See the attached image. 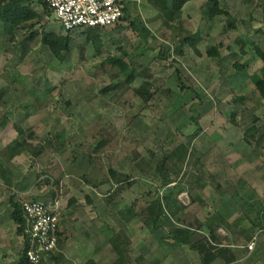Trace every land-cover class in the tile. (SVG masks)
I'll use <instances>...</instances> for the list:
<instances>
[{
  "label": "rangeland",
  "instance_id": "obj_1",
  "mask_svg": "<svg viewBox=\"0 0 264 264\" xmlns=\"http://www.w3.org/2000/svg\"><path fill=\"white\" fill-rule=\"evenodd\" d=\"M164 1L173 11L175 0ZM212 7L195 0L169 17L135 0L126 21L99 34V49L88 31L71 32L64 62L42 42L44 32L68 35L54 17L0 27V264H17L25 248L12 203L34 201L60 205L56 264L80 234L110 244L101 264H203L201 248L218 246L231 248V264H264V99L251 79L264 77L255 50L264 51V0H219L217 16ZM196 34L195 48L179 46ZM111 59L140 76L125 84ZM181 145L192 152L185 164L166 160ZM158 200L165 216L155 223ZM219 212L226 226L211 240L206 223Z\"/></svg>",
  "mask_w": 264,
  "mask_h": 264
},
{
  "label": "trees",
  "instance_id": "obj_2",
  "mask_svg": "<svg viewBox=\"0 0 264 264\" xmlns=\"http://www.w3.org/2000/svg\"><path fill=\"white\" fill-rule=\"evenodd\" d=\"M192 0H175L173 2V11L168 10V3L164 0H149L158 11H163L166 12L167 16L173 17L174 14L179 13L183 7L185 6L186 3L190 2ZM212 4L213 7L211 8V15L212 16H217L224 14L220 8H219V0H209ZM35 3L38 4L41 9H38L35 6ZM264 10V7H263ZM129 11L127 12V14ZM50 10L47 8V5L44 3L43 0H0V22L3 23L4 25H9L14 29H19L23 28L25 25L34 22V21H39L42 20L45 15H50ZM229 16V14H225ZM126 17L123 19V21H126ZM235 22H231L229 24V28L235 29ZM228 29V28H227ZM227 29L225 31H227ZM103 31V29H93V30H88L89 32V40L93 45L99 49L102 45V42L100 40V33ZM68 35L66 37H61L53 33H43V45L46 47H49L50 51L53 53V55L61 62L65 61V56L64 53L70 51V44L72 42V36L71 32H67ZM200 38V34H196L190 38H185V40H182V42H179V46L182 48L185 47H192L195 48L196 44L198 43ZM14 39V38H13ZM256 53L259 55V57L264 61V51L259 48L255 47ZM184 53V52H183ZM210 55L215 56V57H220V54L218 52L217 47L213 48L210 51ZM162 58H166L165 54L161 52L160 55ZM114 67L119 68L121 71V74L125 76V84L131 85L139 76L140 73L138 71V66L136 64H133V67H130L126 62L120 61V60H110L109 61ZM239 70H242L243 67H238ZM252 81L254 85L256 86V89L259 91L261 97L264 99V77L255 74L252 76ZM119 87V86H115ZM114 89V88H110ZM110 91V90H109ZM151 92V85L148 82H144L139 90H137V93L146 100L148 99L146 94L148 92ZM7 124V120L3 122L2 127H5ZM19 133L24 135V131L21 130L19 127ZM256 131L255 128L250 129L248 132V136L252 135ZM264 138V136L262 137ZM105 143H102L99 145V150L104 147ZM25 145V144H23ZM192 156V152L190 150L189 145H181L178 148H176L171 154H169L166 158V160H169L171 162H177V164H185V162L189 159V157ZM163 164L158 166V170L160 176L163 179V182L165 185H169L171 183L170 177H169V171L166 172H161L164 169V165L166 164L165 162H162ZM165 163V164H164ZM2 167V166H1ZM3 169V168H2ZM112 178L113 179H119L122 178L124 179L125 177L119 174H116L114 172H111ZM53 198H56V194L53 196ZM14 212L12 214V219L15 222V224L18 226V234L20 236H23L26 230L27 226V220L24 215L23 211V205L19 203H12ZM155 209H158L159 211H155ZM151 210L152 212L155 223H158L160 218L162 216H165V208L163 207V204L161 200H158L155 202V204L152 205ZM227 216L219 212L214 216L210 221H207L206 225L208 230L210 231V239L211 240H219V237L217 235V230L220 228H223L226 226V221H227ZM228 226V224H227ZM61 236V235H60ZM59 244L58 246L60 245ZM185 242H188L185 240ZM29 245V240H25V246L28 249ZM216 249L215 251L213 250V247L210 249H207L206 247L201 248V254H202V259H203V264H210L216 259H223L227 264L234 263L235 261V255L231 254V248H220L219 246L214 248ZM207 253H205V251ZM230 254L231 256L227 258V255ZM51 256V255H50ZM49 257V256H48ZM47 257V258H48ZM46 260V259H45ZM45 262V261H44ZM43 262V263H44ZM122 259L117 262V264H122ZM42 263V264H43ZM20 264H30L27 257H26V249L23 250V256Z\"/></svg>",
  "mask_w": 264,
  "mask_h": 264
},
{
  "label": "built area",
  "instance_id": "obj_3",
  "mask_svg": "<svg viewBox=\"0 0 264 264\" xmlns=\"http://www.w3.org/2000/svg\"><path fill=\"white\" fill-rule=\"evenodd\" d=\"M52 17L66 32L109 29L120 24L130 12L135 0H43ZM23 205L27 226L23 241L29 240L26 257L30 264H42L55 253L61 239L62 212L57 201L25 202ZM258 236L246 249L253 253Z\"/></svg>",
  "mask_w": 264,
  "mask_h": 264
},
{
  "label": "crops",
  "instance_id": "obj_4",
  "mask_svg": "<svg viewBox=\"0 0 264 264\" xmlns=\"http://www.w3.org/2000/svg\"><path fill=\"white\" fill-rule=\"evenodd\" d=\"M193 1H195V0H192L190 2H193ZM190 2H188V3H190ZM188 3H186L185 6ZM47 16H49V15H45L43 17V19L46 22L51 23L52 20L51 21H47V19H46ZM39 21H41V20H39ZM34 22H37V21H34ZM31 23H33V22H31ZM3 26H6L7 28L10 27L11 31L14 29V28H12L9 25H4L3 23L0 22V27H3ZM46 33H49V32H46ZM52 33L56 34L54 32H52ZM56 35H58V34H56ZM10 221L13 223V225L16 226L15 222L12 219V215H10ZM124 223L126 224V221ZM75 236L76 237H74V238H70V239L66 238V240H64L65 241V245L63 244V247H61L62 249L60 251V255L64 256L65 261H62L64 263L61 262L59 264H101V262H100V254L101 253L99 254V250H100L101 245H104L103 246V251H105V249H107L108 252H109L110 251L109 249L112 248V247H110V244H107V242L105 240L104 241L101 240V238H100L101 236L99 234L98 235H93V234L92 235H83V234H80V235H75ZM21 237L22 236H20L18 234V238L21 239V244L24 245V242L22 243L23 240H22ZM72 240H74V242H72ZM23 250H22V255H23ZM0 251H1V249H0ZM2 251H1V254H0V262L1 261H6V258H4V256H6V255H4L5 253H2ZM247 252L249 254L247 257L252 256V254L254 253V252L250 253L248 250H247ZM109 253H111V252H109ZM49 259L51 260V259H53V257L49 256L48 259H46L43 264H56V262L53 263V261H49ZM21 260H22V256H20V259H18V262H16V263L20 264ZM117 262H119V260L116 261L115 264H117ZM223 262H222L221 259H216L213 262H211L210 264H223ZM121 263L122 264H128V262H126L123 259H122ZM2 264H4V263H2Z\"/></svg>",
  "mask_w": 264,
  "mask_h": 264
},
{
  "label": "water",
  "instance_id": "obj_5",
  "mask_svg": "<svg viewBox=\"0 0 264 264\" xmlns=\"http://www.w3.org/2000/svg\"><path fill=\"white\" fill-rule=\"evenodd\" d=\"M259 264H261V263H259Z\"/></svg>",
  "mask_w": 264,
  "mask_h": 264
}]
</instances>
